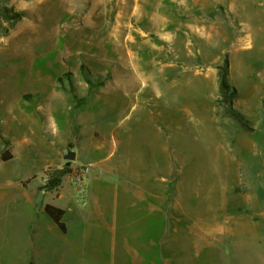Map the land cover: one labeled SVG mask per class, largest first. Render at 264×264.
Instances as JSON below:
<instances>
[{
    "label": "rangeland",
    "instance_id": "1",
    "mask_svg": "<svg viewBox=\"0 0 264 264\" xmlns=\"http://www.w3.org/2000/svg\"><path fill=\"white\" fill-rule=\"evenodd\" d=\"M133 1L137 2L119 3L130 8ZM83 3L0 0V264H23L26 259L27 264H114L134 256L132 252L114 253L115 238H110V232L102 236L97 229L86 241L76 234V251L58 239L43 243L31 237L28 251L27 238L19 229L22 216L8 214L27 197L71 209L83 207L73 191L71 173L98 157L104 159L115 129L123 139L106 164L118 166L132 160L141 169L147 163L145 149L158 125L153 111L140 104L141 94L122 95L113 113L102 99L89 110L84 126L72 123L75 110L83 108L76 106L77 91L101 86L113 79L117 68L112 63L105 69L108 40L102 29L85 24L88 8L73 11L89 4ZM145 4L147 8H169V34L151 30L132 41L133 33L139 34L134 29L138 15L134 12L130 20L120 18L119 36L157 55L161 62L180 64L185 77L198 74L200 82L204 80L207 99L193 92L202 100L193 102L191 113L176 112L169 124L160 116L169 125L164 129L168 133H163L169 136V169L179 176L174 188L179 187L176 194L185 203L187 218L192 219L169 213L166 253H140L147 258L142 264H264V0H139L134 8ZM70 20L84 29L80 38L86 47L84 60L73 58L77 40L69 35ZM60 35L69 41L61 40L58 45ZM224 74L231 86L227 96L221 89ZM55 88H61V93L49 101L46 90L50 95ZM211 102L221 109L211 111ZM107 130H113L112 134ZM86 134L103 139L106 153L92 148ZM70 147L77 154L70 163L71 172L62 177L59 187L41 193L46 172L66 165L65 159L61 166L56 160ZM96 164L91 168L99 167ZM110 176V189L103 199L106 215L114 207L107 205V199H114V187L119 185L116 175ZM172 185L169 173V189ZM135 211L139 212L138 206ZM199 225L206 230L205 240L199 235ZM133 229L127 237L116 238L128 239V251L136 250L139 240ZM142 235V241H155L152 234Z\"/></svg>",
    "mask_w": 264,
    "mask_h": 264
},
{
    "label": "crops",
    "instance_id": "2",
    "mask_svg": "<svg viewBox=\"0 0 264 264\" xmlns=\"http://www.w3.org/2000/svg\"><path fill=\"white\" fill-rule=\"evenodd\" d=\"M76 1L80 3L89 2V4L85 5H83L84 3L82 5L80 4V8H73V11L77 13L78 9L88 8L89 13L84 14L86 19L85 24L88 27L91 26L93 29L99 27L102 29V32L106 34L108 42L105 43L104 54L108 56V59L105 58V69L112 63H116L117 68L113 70V79H108L104 81L101 86H97L91 90H89L90 88L87 86V88L84 89V91L86 90V95L82 93L83 89L77 91L78 104H76V106H83V108L75 110L72 123L77 126L85 125V120L91 115V111L89 110H92V106L102 99L109 103L110 113H113V108L118 105V102L122 99V95H125V97L131 95L133 97L134 95L141 94V99L139 101L142 103L140 104L147 105V107L153 111L158 125L155 127V135L150 137V142L147 144L149 146L146 145L148 147V149H145V152L147 151V153H145L147 163L143 165L141 169H139L138 166H134L132 160L129 163L120 162L118 166L106 164L113 152L119 148L123 139L120 137L121 134H119L117 129H115L113 135H111L113 130H107V133L110 131L112 137L110 142H108V153L104 159L98 157L95 159L94 163L89 164V201L86 206L71 209V207L61 203L49 201H42L39 203L34 198L27 197L25 201L17 205L18 208L16 211L10 209L8 210V214L11 212L14 215L18 213L22 216V223L19 229L21 230L20 234L23 238L24 236L27 238L26 245L28 251L33 244L30 237L33 239L36 238L38 242L43 243H46L48 240L58 239L64 241L69 250L76 251L79 249V247H76L75 243L76 234H79V237H82L86 241L92 234H95L97 229L98 234L107 236V233L109 234L110 232V238H115L114 243H117V245L114 247V253H118L119 256L120 253L121 256L122 253L124 255L130 252L134 254L133 257L131 254L128 255L129 258L125 259L124 262L115 260L114 264L117 262H119L118 264H142L147 261V258L145 255H140V253H150L152 255L166 253V247L168 249V246L165 244V239L169 234V213L177 214L179 218L181 216L187 218L188 214L185 203L180 199V196L176 194L177 189L179 192V187L174 188V186L177 185L179 176L176 175L177 172H175L174 169L173 171L169 169V136L167 134L168 132L164 130L169 129V125H164L160 116H163L165 124H169L170 117L174 116L176 112L191 113L194 106L193 102H200V100H202L199 95L193 92H199L206 98L205 86L203 84L204 80L201 79L200 82L198 74H195L197 77H192V75L188 73L185 77L180 64L174 63L169 65V62H161L157 59V55L149 54V52H145L139 48L137 49L135 43L125 42L123 36H119L117 28H119L120 18H127L130 20L133 18L132 13L134 12L138 14L135 16L134 20L137 27L135 26L136 28H132L139 34L133 33L134 38L131 37L130 40L133 38L132 41H134L136 38L146 34L145 32H150L151 30L157 32L162 29L166 30V33L169 34V8H147V4H145L144 8H134L135 5L138 6L139 0H135L138 3L133 1L131 5L128 3L130 8L125 7L127 4L123 5L122 3L120 5L119 0ZM120 1L122 2V0ZM94 14H97V16L94 17ZM159 17L162 18L159 19ZM68 22V29L71 30L69 35L72 37L75 35V40H77V50L76 53L73 54V58L76 57V59L79 58L84 60L85 56L87 57L86 47L80 40L81 32L84 31V29L75 26L72 20ZM122 23H124V26L128 25L126 21ZM60 25L61 23L57 25L58 29L61 28ZM70 26L72 28H70ZM78 31L80 32L78 33ZM67 32H64V34ZM61 35L57 37V44L61 40H63V42L69 41L68 37L64 40L62 37L65 35ZM59 51L61 55L63 52H61V49H59ZM80 56L82 57L80 58ZM115 60L119 62H112ZM174 80H176V84H173ZM147 88L149 91H146ZM59 89L61 88L50 90L52 92L50 95L49 90H46V98L51 101L52 97H56L57 93H61ZM145 92L147 95L144 97ZM113 94H116L114 98H109L112 97ZM211 104V111L217 112L221 109L220 106L215 105L213 102H211ZM161 124H163L162 127L159 126ZM164 131L167 133L163 134L165 133ZM85 136V139L89 141L92 148L96 151L106 153L103 139H91L89 134ZM125 137L127 138V135H125ZM78 138L81 139V136ZM129 138L128 136L127 139ZM153 142L155 145L154 148L152 145ZM63 147L64 144L61 145V148ZM128 154H131V152ZM132 158H134V156H132ZM63 159L64 157L59 155L56 160V165L61 166L63 164ZM96 163L99 164V167L92 169L91 165L94 166ZM72 167L71 164V168ZM169 173L173 184L171 189H169ZM110 174L116 175L119 185L114 187V199L112 201L110 197L107 199V205L112 204L114 207L111 214L106 215L105 213L107 212H105L103 199L106 195L105 192L110 189V183L108 181L111 180ZM61 183L62 178L59 186ZM52 189L44 188V186L40 187L41 193L43 194H47ZM59 197H61V194ZM259 198L263 202L261 195ZM0 200L3 201V199ZM47 204H52L65 211L63 220L67 227L66 232H63L46 214L45 206ZM137 206L139 212L136 213L135 208ZM222 207L223 205L220 206V209H222ZM129 209H133V213L130 214ZM3 212L5 213L4 210ZM106 218L107 220H105ZM187 219L191 221L192 218L188 217ZM131 228H134V234L139 238L136 242L137 245H134L137 251H128V239H121V241L116 239L120 236L127 237ZM222 231L225 232V230L221 228L220 232ZM146 232L149 234V237H151V234L154 235L155 241L149 242L148 240H140L143 236L142 234ZM198 232L200 237L205 240L206 230L204 228L201 229L199 225ZM98 236L99 235H96L95 237ZM27 261L28 259H26V261L24 260L23 264H27ZM168 262L169 260H167V263Z\"/></svg>",
    "mask_w": 264,
    "mask_h": 264
},
{
    "label": "trees",
    "instance_id": "3",
    "mask_svg": "<svg viewBox=\"0 0 264 264\" xmlns=\"http://www.w3.org/2000/svg\"><path fill=\"white\" fill-rule=\"evenodd\" d=\"M221 89L223 93L226 94V96H227L228 90L231 89V86L229 85L227 81L226 74L222 76ZM232 89L233 91L236 92L235 87H232ZM70 172H71V167H70V164H67V163L63 168L53 170L51 172L52 178L50 180L49 187L52 189L54 187L59 186L61 178L65 174L70 173ZM45 212L61 228L63 232L67 231L66 223L63 220L64 214H65V211L63 209L57 206H54L52 204H47L45 206Z\"/></svg>",
    "mask_w": 264,
    "mask_h": 264
},
{
    "label": "built area",
    "instance_id": "4",
    "mask_svg": "<svg viewBox=\"0 0 264 264\" xmlns=\"http://www.w3.org/2000/svg\"><path fill=\"white\" fill-rule=\"evenodd\" d=\"M52 178L51 172L48 170L45 174L44 188H49V183ZM89 178L90 168L89 166H82L75 172L71 173V182L73 184V191L77 195V201L81 206H86L89 201Z\"/></svg>",
    "mask_w": 264,
    "mask_h": 264
},
{
    "label": "water",
    "instance_id": "5",
    "mask_svg": "<svg viewBox=\"0 0 264 264\" xmlns=\"http://www.w3.org/2000/svg\"><path fill=\"white\" fill-rule=\"evenodd\" d=\"M76 152L70 148L67 150L66 154L64 155V159L66 160L67 164H70L72 161L76 159Z\"/></svg>",
    "mask_w": 264,
    "mask_h": 264
}]
</instances>
